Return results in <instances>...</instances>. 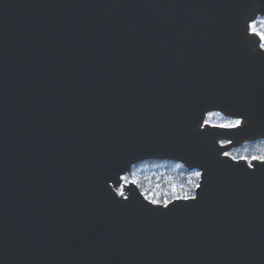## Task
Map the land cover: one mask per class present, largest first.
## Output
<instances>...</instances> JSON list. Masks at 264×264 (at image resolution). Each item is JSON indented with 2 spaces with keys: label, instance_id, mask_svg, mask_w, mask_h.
I'll return each mask as SVG.
<instances>
[{
  "label": "water",
  "instance_id": "obj_1",
  "mask_svg": "<svg viewBox=\"0 0 264 264\" xmlns=\"http://www.w3.org/2000/svg\"><path fill=\"white\" fill-rule=\"evenodd\" d=\"M257 12L0 0V264H264V164L216 146L264 136V53L244 35ZM211 112L244 120L200 129ZM148 157L202 168L197 199L162 208L122 183Z\"/></svg>",
  "mask_w": 264,
  "mask_h": 264
},
{
  "label": "clouds",
  "instance_id": "obj_2",
  "mask_svg": "<svg viewBox=\"0 0 264 264\" xmlns=\"http://www.w3.org/2000/svg\"><path fill=\"white\" fill-rule=\"evenodd\" d=\"M260 19H264V14H261V13L257 12L255 14V16L251 20L248 21V23H247V31L244 34L245 38H247L248 36L252 35L249 32L250 24L255 22V21H257V20H260ZM250 51L252 53H254V54L257 53V51H259L261 53H264V45H261V44L257 43L255 47L250 48ZM216 111H219V110H216ZM207 112H209V111H206L205 113H207ZM205 113H204V115H205ZM226 117L230 118V122L225 124L226 126L225 125H220L217 128H220V129H236V128L241 126V124H242V122L244 120L243 116H226ZM238 121L240 123H237ZM205 125H207V122L204 121V116H203V119H202V122L199 125V128L203 129ZM225 140L231 141L228 138H220V139L216 140L217 149H227L225 151H219L218 155H219L220 159H223V158L227 157V158H229V160L231 162L239 163V162L242 161V162H244V165H245V167L248 170H252L254 168V165L252 163L253 161H256L259 164H264V136H258V137L254 138V139H243L239 143H235L233 145V147H242L244 145L260 146V148L257 150V154L253 155L251 152H246L244 155L240 156L239 158H237L236 156H232V157L228 156L229 149L226 146H222V144H221V142L225 141ZM153 160H155V161H167L168 163L174 164L177 169H183L184 172L189 177H191V179L188 180V182H187L188 183V187L183 188V191L177 192L175 187H173L172 192L169 193V195L173 196V200L171 201V203L168 200H165L163 204L157 203L156 201H152L149 204H151V205H159L162 208H167L168 205L172 204L173 202H189V201H194V200L197 199V190L201 187L204 170L202 168H200V167H197V166L189 167V165L182 159H179V158H176V159L164 158L163 160H158L157 158H154V157H148V158H145V159L137 160L134 163H130L128 165L127 169L122 171L121 173L130 172L132 166L135 165V164L141 163L143 161H153ZM121 173H119V174H117L115 176L116 180H117V177ZM109 187L111 188V184H109ZM111 190H112V192L115 194V196L117 198L124 197L123 193L117 194L114 191V188H111ZM136 192H137V190H136ZM124 198L126 199L127 197H124Z\"/></svg>",
  "mask_w": 264,
  "mask_h": 264
},
{
  "label": "rangeland",
  "instance_id": "obj_3",
  "mask_svg": "<svg viewBox=\"0 0 264 264\" xmlns=\"http://www.w3.org/2000/svg\"><path fill=\"white\" fill-rule=\"evenodd\" d=\"M252 31L258 32L262 38L264 45V19L257 20L251 24ZM207 121L225 125L230 122V118H226L217 112L207 115ZM260 146H245L236 154H231L239 158L246 152L257 154ZM189 177L181 169H177L174 164L167 161H158L154 165L149 162L139 163L132 168L131 172L123 177V181H132L136 183L143 195L150 201H156L163 204L165 200H172L173 196L169 195L175 187L177 192L183 191V188L188 187Z\"/></svg>",
  "mask_w": 264,
  "mask_h": 264
},
{
  "label": "trees",
  "instance_id": "obj_4",
  "mask_svg": "<svg viewBox=\"0 0 264 264\" xmlns=\"http://www.w3.org/2000/svg\"><path fill=\"white\" fill-rule=\"evenodd\" d=\"M156 162L155 161H150L149 164L150 165H154ZM182 171H184L183 169H181Z\"/></svg>",
  "mask_w": 264,
  "mask_h": 264
},
{
  "label": "flooded vegetation",
  "instance_id": "obj_5",
  "mask_svg": "<svg viewBox=\"0 0 264 264\" xmlns=\"http://www.w3.org/2000/svg\"><path fill=\"white\" fill-rule=\"evenodd\" d=\"M244 147V146H243ZM241 149H238V150H234V152H239Z\"/></svg>",
  "mask_w": 264,
  "mask_h": 264
},
{
  "label": "snow or ice",
  "instance_id": "obj_6",
  "mask_svg": "<svg viewBox=\"0 0 264 264\" xmlns=\"http://www.w3.org/2000/svg\"><path fill=\"white\" fill-rule=\"evenodd\" d=\"M237 123H240L239 121ZM242 125V124H241ZM226 126V125H225Z\"/></svg>",
  "mask_w": 264,
  "mask_h": 264
}]
</instances>
